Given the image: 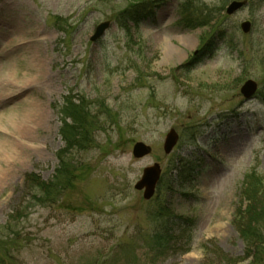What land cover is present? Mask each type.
<instances>
[{"label": "rangeland", "instance_id": "374dc122", "mask_svg": "<svg viewBox=\"0 0 264 264\" xmlns=\"http://www.w3.org/2000/svg\"><path fill=\"white\" fill-rule=\"evenodd\" d=\"M159 1L0 0V264H148L159 207L172 211L171 232L194 227L190 250L175 232L157 264L243 256V184L252 172L264 182V0H193L209 17L195 30L180 24L183 0ZM234 1L248 6L228 16ZM249 80L258 91L246 101ZM68 97L91 102L99 125L71 156L70 188L43 206L26 178L53 179ZM172 129L180 139L167 155ZM139 142L148 157L134 158ZM181 160L193 170L182 181ZM154 164L162 178L145 201L134 186Z\"/></svg>", "mask_w": 264, "mask_h": 264}, {"label": "trees", "instance_id": "16d2710c", "mask_svg": "<svg viewBox=\"0 0 264 264\" xmlns=\"http://www.w3.org/2000/svg\"><path fill=\"white\" fill-rule=\"evenodd\" d=\"M193 3V0H183L180 3V24L185 30L204 27L209 21L204 10H194ZM157 5L158 2L155 1L150 5V8L143 11L151 13L152 7L158 8ZM60 115L62 123L60 135L65 142V147L58 154L59 166L53 179L47 183L36 174H30L26 178V186L31 192L33 191L35 200H38V203L43 206L57 203L62 193L74 182L76 167L71 156L73 153L86 151L91 147L94 141L93 133L98 128L100 120L99 114L92 112V103L81 97L76 100L70 97L66 98L64 106L60 109ZM179 165L178 179L180 181L187 180L193 172L191 164L181 160ZM237 214V229L245 247L244 254L239 258H229L228 255L216 251L220 259L218 263L214 264H264V182L263 178L255 172L245 177ZM172 217V211L164 207H159L152 215L158 226L150 238L149 250L152 256L149 258L148 264H157L158 258L170 251V240L173 239L172 234L175 232H180L179 239H185V245H188L184 249V253L190 250L191 234L188 232L192 233L193 224L190 222L192 227L184 224L186 227L180 226L182 230L171 232L167 219ZM7 228V225L1 226L0 230H7ZM126 249L128 250L129 247L124 248V250ZM206 250L209 251L207 248ZM121 251L124 252L123 249ZM249 259L251 261L246 263Z\"/></svg>", "mask_w": 264, "mask_h": 264}, {"label": "water", "instance_id": "95a60500", "mask_svg": "<svg viewBox=\"0 0 264 264\" xmlns=\"http://www.w3.org/2000/svg\"><path fill=\"white\" fill-rule=\"evenodd\" d=\"M248 6V1H234L226 10L228 16H233L239 13L241 10ZM111 23L105 22L99 25L95 31V34L91 38L93 43L99 41L110 28ZM241 30L244 34H249L252 30V24L250 22H244L241 25ZM258 91V85L256 82L249 80L241 88V94L246 101L253 100L256 97ZM180 136L174 130H170L164 141V152L169 155L179 142ZM152 153V148L144 143H137L133 147V156L135 159H143L148 157ZM162 178V168L159 164L144 169L141 179L135 184L134 189L142 192L143 199L150 201L156 194V189Z\"/></svg>", "mask_w": 264, "mask_h": 264}, {"label": "bare ground", "instance_id": "6f19581e", "mask_svg": "<svg viewBox=\"0 0 264 264\" xmlns=\"http://www.w3.org/2000/svg\"><path fill=\"white\" fill-rule=\"evenodd\" d=\"M192 37H190V36H186V37H184L183 38V42L185 43V44H192Z\"/></svg>", "mask_w": 264, "mask_h": 264}]
</instances>
